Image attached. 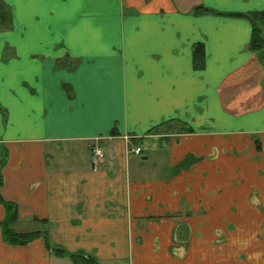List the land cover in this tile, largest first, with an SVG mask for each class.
<instances>
[{"label": "crops", "instance_id": "1", "mask_svg": "<svg viewBox=\"0 0 264 264\" xmlns=\"http://www.w3.org/2000/svg\"><path fill=\"white\" fill-rule=\"evenodd\" d=\"M0 6V197L40 233L7 244L0 202V264H264V56L247 19L195 13L264 0Z\"/></svg>", "mask_w": 264, "mask_h": 264}, {"label": "trees", "instance_id": "2", "mask_svg": "<svg viewBox=\"0 0 264 264\" xmlns=\"http://www.w3.org/2000/svg\"><path fill=\"white\" fill-rule=\"evenodd\" d=\"M195 13L197 14H213L224 15L231 17H242L250 21L252 30L251 37L248 45V49L251 52L260 54L264 50V11L249 12L245 14L239 13H221L202 6L195 7ZM6 13L0 6V25L5 27ZM193 67L195 70H203L205 66V49L203 43H197L192 50ZM185 131H188L186 129ZM5 152L0 158V162L3 163ZM1 185V176H0ZM0 202L6 208V217L1 223L3 240L12 246H22L33 240L40 235L39 232L18 233L15 230V225L18 220L17 209L10 203L3 201L0 197ZM53 253L60 257L67 258L71 264H98L97 261L91 256L85 255L82 252L68 253L61 249L53 250Z\"/></svg>", "mask_w": 264, "mask_h": 264}, {"label": "built area", "instance_id": "3", "mask_svg": "<svg viewBox=\"0 0 264 264\" xmlns=\"http://www.w3.org/2000/svg\"><path fill=\"white\" fill-rule=\"evenodd\" d=\"M128 154H134V155H140L141 154V148L139 146H128L127 148ZM91 153L93 156V162L97 163L102 160L104 157V152L101 148H98L97 146H93L91 148Z\"/></svg>", "mask_w": 264, "mask_h": 264}, {"label": "rangeland", "instance_id": "4", "mask_svg": "<svg viewBox=\"0 0 264 264\" xmlns=\"http://www.w3.org/2000/svg\"><path fill=\"white\" fill-rule=\"evenodd\" d=\"M260 55H261V57H263L264 56V50L260 53ZM119 264H126V263H124V262H121V263H119Z\"/></svg>", "mask_w": 264, "mask_h": 264}]
</instances>
